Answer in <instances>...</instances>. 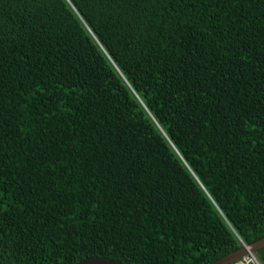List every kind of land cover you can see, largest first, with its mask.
<instances>
[{
	"label": "trees",
	"instance_id": "obj_1",
	"mask_svg": "<svg viewBox=\"0 0 264 264\" xmlns=\"http://www.w3.org/2000/svg\"><path fill=\"white\" fill-rule=\"evenodd\" d=\"M263 236L264 0H0V264Z\"/></svg>",
	"mask_w": 264,
	"mask_h": 264
},
{
	"label": "water",
	"instance_id": "obj_2",
	"mask_svg": "<svg viewBox=\"0 0 264 264\" xmlns=\"http://www.w3.org/2000/svg\"><path fill=\"white\" fill-rule=\"evenodd\" d=\"M264 244V236L252 242L251 244L243 243L239 248L215 259L209 264H228L230 262H234L240 257L244 256L247 253H251L254 255V251L256 248ZM257 260V259H256ZM75 264H119L111 259L92 256V257H84L78 260Z\"/></svg>",
	"mask_w": 264,
	"mask_h": 264
},
{
	"label": "built area",
	"instance_id": "obj_3",
	"mask_svg": "<svg viewBox=\"0 0 264 264\" xmlns=\"http://www.w3.org/2000/svg\"><path fill=\"white\" fill-rule=\"evenodd\" d=\"M249 254L251 255V257H253L256 260L253 254L247 253L244 256L237 259L236 261L232 262L231 264H250L251 257L249 256ZM256 263L260 264L257 260H256Z\"/></svg>",
	"mask_w": 264,
	"mask_h": 264
},
{
	"label": "rangeland",
	"instance_id": "obj_4",
	"mask_svg": "<svg viewBox=\"0 0 264 264\" xmlns=\"http://www.w3.org/2000/svg\"><path fill=\"white\" fill-rule=\"evenodd\" d=\"M249 256L251 257L250 254H249ZM250 263H251V264H257V263H256V260H255L253 257H251Z\"/></svg>",
	"mask_w": 264,
	"mask_h": 264
}]
</instances>
